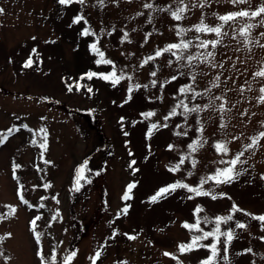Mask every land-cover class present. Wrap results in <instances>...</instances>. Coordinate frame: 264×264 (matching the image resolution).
Wrapping results in <instances>:
<instances>
[{
    "label": "rangeland",
    "instance_id": "1",
    "mask_svg": "<svg viewBox=\"0 0 264 264\" xmlns=\"http://www.w3.org/2000/svg\"><path fill=\"white\" fill-rule=\"evenodd\" d=\"M193 2L199 0H185L190 11L184 20L174 21L167 12L143 8L144 3L175 7L174 0H104L102 6L97 0L67 6L58 0H0V7L5 9L0 15V136L10 128L20 129L0 143V264H42L38 253L44 255V264H64L63 257L72 252L76 255L69 264H92L97 251L101 256L96 264H201L211 255L210 248L185 253L178 250L180 244L190 243L193 235H202L198 229L183 227L184 223L199 220V229L212 231L215 217L226 215H233V220L222 222L221 231L231 229L234 239L228 244L223 236L218 243L213 237L201 241L204 245L217 243V264H264V221L253 219L264 215V140L241 157L247 163L236 166L242 175L233 183L217 185L208 181L203 185V190L217 199L177 189L167 198L150 201L160 187L177 181L198 186L202 178L225 167L219 163L221 159L233 158L244 150L250 137L264 130V105L255 101L264 82L253 81L251 75L264 63V49L253 46L248 51L239 43V37L232 38V28L243 25V19L224 27L228 36L216 49V61L224 64L223 69L206 65L194 69L198 91L221 74L220 88L212 91L217 96L224 94L228 101L231 110L222 121L227 127H219V115L213 110L199 117L193 114L187 122L179 115L164 120L183 98L178 88L191 80L179 76L171 81L178 72L168 53L141 66L143 60L154 55L157 48L179 42L176 25L191 29L203 17L205 23L215 26L219 23L217 15L247 7L234 6L227 0H209L203 9L191 8ZM261 3L264 0H251L253 8ZM77 15L84 20L73 24ZM85 28L95 35H81ZM262 31L264 28H254L252 37H259ZM125 32L127 41L123 40ZM196 35L215 38L214 34L188 31L184 39L195 40ZM92 43L112 65L95 64L98 57L91 52ZM29 58L32 65L24 67ZM169 60H173L171 65ZM113 67L117 75L123 73L131 80L125 78L113 87L111 81L94 77L91 92L87 87L72 85L79 80L78 70L91 68L108 74ZM153 71L155 77L151 76ZM153 79L157 80L155 87ZM246 81L251 82V91ZM134 84L141 87L134 89L128 100V88ZM241 86L245 89L242 94ZM207 102V97H198L194 103ZM89 108L98 125L87 119ZM148 111L155 116L145 119L141 114ZM245 111L247 114L242 115ZM198 120L204 125L206 143L180 165L179 171H169L188 155L187 145L201 136L196 131ZM152 123H166L168 127L153 130L149 137ZM41 128L47 136L43 149L39 147L44 142ZM185 130L187 136L175 135ZM233 136L239 139L233 140ZM217 140L229 142L227 155L215 151ZM101 142L104 149L100 148ZM169 145H173L171 150ZM92 152V166L87 171V156ZM191 159L197 161L195 167ZM81 163L87 174L76 189L74 180ZM132 183L136 187L125 201L123 196ZM234 205L243 211L233 213ZM126 206L128 212L124 214ZM197 207L202 211L197 213ZM37 216L40 219L32 225ZM205 218L211 223H205ZM238 221L247 227L237 228ZM36 233L40 234L39 241ZM133 235L136 239L130 240L128 237ZM165 252L173 255L165 256ZM224 255L227 261L222 259Z\"/></svg>",
    "mask_w": 264,
    "mask_h": 264
},
{
    "label": "snow or ice",
    "instance_id": "2",
    "mask_svg": "<svg viewBox=\"0 0 264 264\" xmlns=\"http://www.w3.org/2000/svg\"><path fill=\"white\" fill-rule=\"evenodd\" d=\"M114 2L118 3L119 0H114ZM228 3L239 6V5H246L247 7L242 8L237 11L228 12L223 15H217V20L219 21L218 24L215 26L209 25L204 22L203 17L201 18L200 22L198 24H195L192 26L191 29H186L184 27H180L178 25L175 26L176 36L180 37L179 42H173L167 44V46L163 48H157L155 50L154 55H149L143 60V65L148 64L150 61H154L156 58L163 56L165 53L170 54L171 57L174 58L175 63L177 64V72L178 75H173L171 77V81H177L179 76H188L191 80V83H185L181 85L178 88V93L183 98L179 100V102L175 105V107L172 108V110L164 117V120L167 121L171 117L175 116H182L187 122L188 118L190 116H193L195 114L196 117H199V115L206 111V110H213L215 111L220 118L219 127L221 129H224L227 127L226 123H223L225 115L231 110L228 105V101L225 98V95H215L213 93V89H219L221 84V74L218 73L214 79L210 82V86L204 88L202 91H198L196 88V82H197V73L194 71V69L199 65H206L207 67L211 69H223L224 64L222 62L217 63L216 61V49L218 46L223 45V38L228 36V32L224 31L225 25H229L230 27L232 25H235L238 20H245L246 22L239 26L237 28H232L233 36L232 38L235 39L236 37H239V43L243 45L245 49L248 51H251V48L253 46H258L262 49H264V43H261V38H264V31L259 33V37L253 38L252 37V30L254 28H264V3H261L254 8L251 5V0H227ZM58 3L60 5H72L73 3H79L83 5L85 3V0H58ZM97 3L99 5L104 4V0H97ZM175 7H173L172 4H169L167 7L161 8L158 5H155L153 3H144L143 8L149 9L151 11L157 12V11H163L167 12L171 18L174 21H182L186 18L185 14L190 11V7L188 3H185V0H174ZM209 4V0H199V3H191V8L199 7L203 9L206 5ZM5 9L3 7H0V15L4 14ZM213 15H216L215 13ZM259 18V20H257ZM82 20H84V17L82 15H77L73 19V24L80 23ZM256 20V23H252L251 21ZM86 23V21H85ZM188 31H194L196 34H214V39H201L200 35H196L195 40L191 39H184L186 33ZM81 35L83 36H89V35H95V33H90L87 28L83 29L81 32ZM111 35V33H109ZM148 35H151L149 33ZM34 39V38H33ZM123 40H128V33L125 32L123 34ZM196 49L195 52L191 51V49ZM91 52L94 53L98 59L95 60V64L97 65H112L113 62L109 59H105V53L101 51L96 43H92L90 45ZM35 52V49L33 50ZM33 61L31 58H29L24 67H30L32 65ZM173 63V60H169L168 64L171 65ZM259 63V62H258ZM184 69H187V72L184 71ZM252 78L253 81L257 82H264V63H260V66L257 70L252 72ZM84 76L87 77V79L91 80L93 77H99L100 79H103L105 81H111L112 86L115 87L118 85L121 80L127 78L131 80V77H125L123 73L120 75H117V72L115 70V67H113V70L109 72L108 74L104 73H96L93 71H89L84 74ZM151 76L155 77L156 72H151ZM83 78V77H82ZM171 81H168L169 83ZM151 84L153 87L157 85V80L153 79L151 81ZM247 84V90H252L251 82L246 81ZM141 85L134 84L130 85L128 88V100L131 99V93L133 90H139ZM144 88H147L148 85H143ZM244 86H241L239 91L241 94L244 91ZM92 89L88 88V92H91ZM198 97H207L208 102L204 104L200 103H194ZM128 100L125 101V103L128 102ZM187 101V102H186ZM255 101L257 104L264 105V83H260V86L258 88V95L255 97ZM191 104V106H190ZM234 107V105H233ZM177 109H180L178 112ZM245 113H242V115H246ZM145 119H148L150 117L155 116V113L152 111H148L141 114ZM199 123V127L197 128V132L201 133V136L192 140L191 143L187 145L188 149H190V152L187 156H183L180 159L179 164L175 165L174 167L170 168L169 171L176 172L179 171L180 165H182L186 159H190L192 157V154L196 153L199 148L203 147L204 143L206 141L204 140L202 134L204 132V125L199 120L197 121ZM23 127H27L24 125ZM159 127L167 128L168 125L166 123L162 125H158L156 123H152L151 126L148 128L147 135L150 137L153 130L158 129ZM179 127V126H177ZM261 127L264 128V122H261ZM19 128H10L8 129L7 133H5L3 136H0V143H4L8 137L13 132H18ZM40 133L43 134V143L39 144V147L41 149L45 148L46 142H47V136H46V130L41 128ZM127 134V133H126ZM175 135L180 136L188 135V131L185 130L183 132H176ZM233 140L239 139L237 136L232 137ZM264 140V130L258 131V133L252 137L249 138V143L245 144L243 146L244 150L236 153L233 158L230 160H224L221 159L219 161L220 164H224L225 167L217 168L216 171L207 177H204L200 180L199 185L196 187L190 186L186 183H182L180 181H177L172 184H168L166 186L160 187L156 193L150 197V201L152 203L157 202L158 200L162 198H167L168 195H170L172 192H175L177 189H186L189 193H193L194 196H210L213 200L217 199L218 197L216 195H213L209 191L203 190V185L208 183V181H213L215 184H231L233 183L240 175H242V172L236 171V166L238 164H245L247 163L246 160H241V157L244 156L246 151L253 150L257 148L260 145V141ZM33 144H36L37 141L35 139L32 140ZM228 141L225 140H217L213 147L215 151L222 156L227 155L230 151L228 147ZM169 150L173 148V145L168 146ZM134 164L135 161H132ZM192 166L195 167L197 161L195 159H191ZM15 167H19L18 165ZM246 171V169H245ZM84 172V167L82 166L79 169V175L76 177V186L77 189L80 187V180L82 178ZM189 176L192 175L191 172L188 173ZM264 179V176L261 177ZM49 185H44L45 188H47ZM23 187L22 185L20 186ZM135 183L129 184L127 186V191L125 192L123 196V200L128 201L130 197V193L132 192L133 188H135ZM223 195V194H221ZM22 201L24 200V197L20 195L19 197ZM193 196H189L188 199H193ZM25 204H27V201H24ZM43 207V205H41ZM197 213L202 211L200 207H197L195 209ZM231 211L233 213L243 211L238 206H232ZM122 212L126 214L128 212V207H124ZM40 217L37 216L35 219L31 221L32 225H35L36 220H39ZM253 219H256L258 221H264V215H258L254 216ZM233 220V215H226V216H216L215 217V228L212 231H203V229H199V220L195 224H189L184 223L183 227L191 230V229H198L200 232H202V235H193L191 238L190 243H182L178 246V250L180 253L190 252L197 248H203L208 247L211 249V255L208 256L205 260L201 261V264H217V257L219 254L217 243L220 241V238L226 237V240L224 241L225 244H228L230 241L234 239V232L229 229L228 231H221V223H227L228 221ZM205 223H211L207 218H205ZM236 227L243 229L246 228L247 225L240 223L239 221L236 223ZM33 231L35 229L33 228ZM10 235V234H9ZM209 237L215 238L217 243H212L210 245H204L201 243V241L208 239ZM130 240H135L136 236H129ZM35 239L39 241L40 234L36 233ZM226 251V249H225ZM246 252H251V249H246ZM40 256L42 264H44L45 257L42 253H38ZM76 255L75 252H72L69 255H65L63 257L64 264H69V262L72 260V258ZM165 256L173 255L171 253L165 252ZM0 256H3V253H0ZM101 252L97 251L95 252L92 259V264H96L97 260L100 258ZM178 259V257H174ZM4 259H8V257H4ZM223 260L227 261L228 256L224 255L222 257ZM56 260V257H51V261L54 262Z\"/></svg>",
    "mask_w": 264,
    "mask_h": 264
},
{
    "label": "trees",
    "instance_id": "3",
    "mask_svg": "<svg viewBox=\"0 0 264 264\" xmlns=\"http://www.w3.org/2000/svg\"><path fill=\"white\" fill-rule=\"evenodd\" d=\"M82 70V69H81ZM81 70H78V72H77V76L79 77V80H74V82H73V86L74 87H76V86H78V87H87V89L88 88H91L92 89V91H93V89H94V83H93V79H94V77L91 79V80H89V79H87V77L86 76H84V74H85V72L87 73V72H89V71H93V69L91 70V68H88L87 70H84L85 72H83V70L81 71ZM83 77V78H82ZM67 79V77L65 78V80ZM67 81H69V80H67ZM80 109V108H79ZM91 113H92V111H91V108H89V109H87V119H92V123L93 124H96L95 123V117L94 116H92L91 115ZM96 125H98V124H96ZM102 133V132H101ZM101 147L100 148H103L104 149V146H103V142H101ZM104 145H106V147L107 146H109V147H111L110 145H108L106 142H105V144ZM128 150H129V148H128ZM92 154H93V152L91 153V154H89L88 156H87V171H88V168L89 167H91L92 165H91V157H92ZM91 165V166H90ZM84 167V165L81 163L80 164V168L81 167ZM79 168V169H80ZM80 173H79V170L76 172V176H75V180H74V186L76 187V189H77V186H76V177H77V175H79ZM87 174V172H86V170H85V168H84V172H83V175H82V178H81V180H80V186L83 184V179H84V177H85V175ZM74 189V188H73Z\"/></svg>",
    "mask_w": 264,
    "mask_h": 264
}]
</instances>
